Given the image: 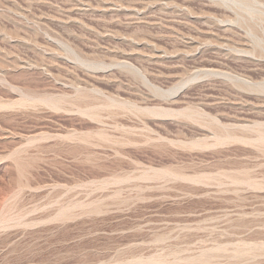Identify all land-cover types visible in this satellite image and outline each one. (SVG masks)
<instances>
[{"label": "rangeland", "instance_id": "374dc122", "mask_svg": "<svg viewBox=\"0 0 264 264\" xmlns=\"http://www.w3.org/2000/svg\"><path fill=\"white\" fill-rule=\"evenodd\" d=\"M263 32L264 0H0V264H264V134L218 123L258 118Z\"/></svg>", "mask_w": 264, "mask_h": 264}, {"label": "bare ground", "instance_id": "6f19581e", "mask_svg": "<svg viewBox=\"0 0 264 264\" xmlns=\"http://www.w3.org/2000/svg\"><path fill=\"white\" fill-rule=\"evenodd\" d=\"M171 4V3H170ZM209 4V3H208ZM217 6H218V4H217ZM222 6V5H221ZM180 10V9H179ZM164 12V11H163ZM220 18V17H219ZM225 18V17H224ZM216 23V22H215ZM263 27V26H262ZM174 28V27H173ZM210 28V27H209ZM228 29V28H227ZM262 32V31H261ZM264 33V32H263ZM173 35V34H172ZM176 36V35H175ZM192 37V36H191ZM199 37V36H198ZM264 38V37H263ZM184 41V40H183ZM196 41V40H195ZM258 41V40H257ZM261 42H263V41H261ZM233 43V42H232ZM224 44V43H223ZM263 44H264V42H263ZM186 46V45H185ZM191 47V46H190ZM250 47V46H249ZM237 49V48H236ZM194 50H196V49H194ZM253 50V49H252ZM188 52V51H187ZM253 52V51H252ZM257 52H258V50H257ZM110 53V52H109ZM250 54V53H249ZM257 54V53H256ZM255 54V55H256ZM264 54V53H263ZM262 54V55H263ZM250 56V55H249ZM264 56V55H263ZM251 57V56H250ZM255 57V56H254ZM258 57V56H257ZM256 58V57H255ZM254 58V60H256ZM258 59H259V57H258ZM264 59V58H263ZM115 60V59H114ZM126 61V60H125ZM245 61V63H246V60H244ZM258 61V60H257ZM259 61H260V59H259ZM264 61V60H263ZM243 62V61H242ZM250 63V62H249ZM255 64V63H254ZM260 65V64H259ZM251 66V65H250ZM200 67V66H199ZM240 67V66H239ZM259 67V66H258ZM197 68V67H196ZM214 68V67H213ZM244 69V68H243ZM246 69V68H245ZM47 70V69H46ZM196 70V72H197V69H195ZM48 71V70H47ZM46 71V72H47ZM199 71H201V70H199ZM249 71V70H248ZM262 71H264V70H262ZM188 72H190V71H188ZM232 72V71H231ZM238 72V71H237ZM48 73V72H47ZM184 73H186V72H184ZM200 73V72H199ZM199 73H197V74H199ZM202 73V72H201ZM207 73V72H206ZM222 73V72H221ZM243 73V72H242ZM43 74V73H42ZM54 74V73H53ZM205 74V73H204ZM231 74V73H230ZM229 74V75H230ZM238 74V73H237ZM196 75V74H195ZM213 75V74H212ZM215 75V74H214ZM219 75V74H218ZM228 75V74H227ZM228 75V76H229ZM232 75V74H231ZM234 75V74H233ZM233 75H232V77H233ZM262 75V74H261ZM53 76H55V75H53ZM220 76V75H219ZM223 76V75H222ZM235 76V75H234ZM239 76H240V74H239ZM242 76V75H241ZM68 77V76H67ZM190 77V76H189ZM188 77V78H189ZM216 77V76H215ZM231 77V78H232ZM243 77V76H242ZM241 77V78H242ZM245 77V76H244ZM63 78V77H62ZM218 78V77H217ZM230 78V79H231ZM247 78V77H246ZM191 79V78H190ZM185 80H186V78H185ZM233 80V79H232ZM231 80V81H232ZM222 81V80H221ZM168 82V81H167ZM220 82V81H219ZM237 82V81H236ZM247 82L249 83V84H246V85H244V84H242L241 82L239 83V84H241L242 86H244V87H247L246 89H248L249 90V92L250 93H252L251 95H252V97H256V98H263L264 99V76L263 77H261L259 80H252V79H250V78H247ZM247 82H245V83H247ZM78 85H79V83H78ZM90 85V84H89ZM181 85V84H180ZM93 86V85H92ZM69 87V86H68ZM120 87V86H119ZM55 88V87H54ZM58 88V87H57ZM101 89V88H100ZM236 89V88H235ZM89 90V89H88ZM120 90V89H119ZM58 91V90H57ZM71 91V90H70ZM176 91V90H175ZM244 91V90H243ZM93 92V91H92ZM57 93V92H56ZM102 93V92H101ZM111 93V92H110ZM93 94V93H92ZM55 95V94H54ZM250 95V94H249ZM25 96V95H24ZM44 96V95H43ZM46 96V95H45ZM52 96V95H51ZM64 96V95H63ZM62 96V97H63ZM66 96V95H65ZM58 97V96H57ZM95 97V96H94ZM105 97V96H104ZM244 97V96H243ZM45 98V97H44ZM48 98V97H47ZM73 98V97H72ZM87 98V97H86ZM117 98H118V96H117ZM119 98H121V97H119ZM146 98V97H145ZM109 100H110V104L109 105H111V104H114V102L116 103V106H117V102H116V99L114 100L113 99V97H112V99L111 98H108ZM107 99V100H108ZM127 99V98H126ZM154 99V98H153ZM52 100V99H51ZM56 100V99H55ZM71 100V99H70ZM40 101H42V100H40ZM47 101V100H46ZM46 101H44L43 103H46ZM144 101V100H143ZM47 102H49V101H47ZM50 102H53V101H50ZM125 103H127V101H124ZM42 103V102H41ZM55 103H57L56 101H55ZM104 103V102H103ZM120 103H122V101L120 100ZM133 103V102H132ZM148 103V102H147ZM50 105H52L53 107H54V104H51V103H49ZM48 104V105H49ZM69 104V103H68ZM74 104V103H73ZM108 104H106L107 106H109ZM56 105V104H55ZM63 105V104H62ZM77 105V104H76ZM119 105V104H118ZM122 105V104H121ZM127 105H129V104H127ZM146 105V104H145ZM71 106V105H70ZM84 106V105H83ZM103 106H105V104L103 105ZM114 105H112V107H113ZM115 106V107H116ZM120 106V105H119ZM118 106V107H119ZM123 106V105H122ZM125 106H126V104H125ZM124 106V107H125ZM134 106V105H133ZM254 106V108L253 109H255V111L257 110V112H256V114H258L257 116H258V118L256 119V120H251V119H233L235 122H233L232 121V123H229L228 125H223L220 121L218 122L220 125H221V128H223L224 129V133H226V135H227V138L229 137H236V136H234V135H230V133L229 132H231V131H234V130H240V131H244V130H249V131H254L255 133H256V136L259 138V136L261 137L263 134H264V102H262V103H260V105H253ZM51 107V106H50ZM56 107V106H55ZM58 107V106H57ZM62 107V106H61ZM74 107V106H73ZM86 107V106H85ZM84 107V108H85ZM111 107V108H112ZM123 107V108H124ZM127 107V106H126ZM197 107H198V105H197ZM243 107V106H242ZM63 108V107H62ZM77 108V107H76ZM83 108V109H84ZM117 108V107H116ZM58 109V108H57ZM60 109V108H59ZM64 109H65V107H64ZM82 109V108H81ZM199 109V108H198ZM63 110V109H62ZM67 110V109H66ZM80 109H79V107H78V111H79ZM86 110V108L84 109V111ZM112 110V109H111ZM123 110H125V109H123ZM200 110H201V108H200ZM204 110V109H203ZM202 110V111H203ZM241 110V109H240ZM57 111V110H56ZM70 111V110H69ZM88 111V110H87ZM87 111H85V112H87ZM90 111V110H89ZM94 111H96V110H94ZM129 111V110H128ZM72 112V111H71ZM84 112V113H85ZM98 112H100V111H98ZM82 113V112H81ZM86 114V113H85ZM93 116H94V114H92ZM97 115V114H96ZM109 115V114H108ZM123 115V114H122ZM209 115V114H208ZM90 116V115H89ZM215 116V115H214ZM102 117V116H101ZM116 117V116H115ZM118 117V116H117ZM199 117V116H198ZM209 117V116H208ZM247 117V116H246ZM214 118V117H213ZM229 118H230V116H229ZM228 118V119H229ZM233 118V117H232ZM232 118H230L231 120H232ZM237 118V117H236ZM92 119V118H91ZM107 119H109V118H107ZM124 119V118H123ZM226 119V118H225ZM96 120V119H95ZM100 120H102V119H100ZM207 120H209V119H207ZM217 121H218V119H217ZM110 122V121H109ZM227 123V122H226ZM99 124H100V122H99ZM118 124H119V122H118ZM145 124V123H144ZM209 124H211V123H209ZM113 125V124H112ZM114 125H117V124H114ZM114 127V126H113ZM119 127V126H118ZM229 127L231 128V129H229ZM121 128V127H120ZM206 129V128H205ZM117 130H119V129H117ZM221 133V132H220ZM211 135V134H210ZM218 135V134H217ZM253 136V135H252ZM220 137H222V136H220ZM239 137V136H238ZM244 137V136H243ZM255 137V136H254ZM256 137V138H257ZM263 137H264V135H263ZM219 138V137H218ZM224 138V137H223ZM226 138V137H225ZM240 138V137H239ZM242 138V137H241ZM245 138V137H244ZM245 139H248V138H245ZM250 139V138H249ZM130 140V139H129ZM230 140H232V138H230L229 140L227 139V141H230ZM233 140H234V138H233ZM259 140V139H258ZM217 141V140H216ZM248 141V140H247ZM254 141V140H253ZM256 141H257V139H256ZM200 142V141H199ZM198 142V143H199ZM205 142V141H204ZM217 142H219V141H217ZM223 142H224V139H223ZM222 142V143H223ZM245 143V142H244Z\"/></svg>", "mask_w": 264, "mask_h": 264}]
</instances>
